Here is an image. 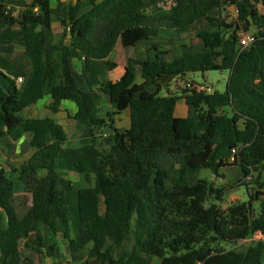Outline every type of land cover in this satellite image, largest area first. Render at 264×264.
<instances>
[{
  "label": "trees",
  "instance_id": "16d2710c",
  "mask_svg": "<svg viewBox=\"0 0 264 264\" xmlns=\"http://www.w3.org/2000/svg\"><path fill=\"white\" fill-rule=\"evenodd\" d=\"M4 1L0 21L10 29L0 28V41L22 49L15 55L13 44L0 46V140L21 128L32 153L19 167L0 162V264H263L264 241L236 246L264 235V12L257 9L264 0H174L169 11L151 15L145 12L165 0H56L54 7L32 0L16 14ZM228 6L237 9L232 21ZM52 17L67 41L53 43ZM240 33L254 42L239 47ZM183 35L199 40L202 50L165 61L169 49L153 45L144 60L129 57L117 80L108 78L117 68L110 57L117 42L128 49L165 37L185 48ZM209 71L228 72L223 92L180 88L179 80ZM47 96L54 113L63 101L74 103L72 120L88 144L67 147L54 120L21 116ZM180 99L185 118L174 115ZM124 111L129 128L115 129ZM223 150L229 158L219 157ZM58 159L82 183L75 238L67 203L72 183L59 175ZM228 159L245 172L239 183L197 177L208 170L222 178ZM6 168L29 197L15 193ZM235 187L244 188L247 200L222 209Z\"/></svg>",
  "mask_w": 264,
  "mask_h": 264
},
{
  "label": "crops",
  "instance_id": "0c3cea01",
  "mask_svg": "<svg viewBox=\"0 0 264 264\" xmlns=\"http://www.w3.org/2000/svg\"><path fill=\"white\" fill-rule=\"evenodd\" d=\"M31 1L32 0H17V1L5 0L4 4L6 5L7 8H13L15 10L14 13L16 14L18 12H21L27 4L31 3ZM50 1H51V6L54 7L56 4V0H50ZM60 1L66 2L67 0H60ZM174 5H175L174 0H165L164 2L158 3L156 5L155 9L147 10L145 12V14L151 15V14H155V13H160L159 11L165 13V12L169 11L170 8L174 7ZM83 11H85V10H83ZM0 28L10 29L9 23L6 21H0ZM51 28H52V33H53V43L54 44L59 43L61 40H65V41L68 40V36L65 34L63 28L59 25V23L55 17H52V19H51ZM60 36H62V37L59 39ZM64 36H65V38H64ZM198 42H200V41L198 40ZM10 44H13V46L15 47L14 48V52H15L14 54L15 55L21 53L22 44L11 43L8 41H0V46H7ZM120 44H121V42H117L115 49L112 53V56H114L113 54L115 53V50H117L118 46H120L122 48V50L125 52L126 49H124L122 47V45H120ZM141 44L143 45V48L145 49V51H144L145 55L143 56V55L138 54L139 55L138 58L134 57V56H131V57L137 58L139 60H144L146 58L147 51L153 45H156L159 47H165V48L169 49V51H170L169 54L163 57V60L169 61L173 58L179 57L183 52H187V48H188V46H186L185 48H180L174 40H170V39H167L165 37H153V38H150L149 40L141 41V42L137 43L134 47L131 48V50L134 52V50L137 49L139 47V45H141ZM200 44H201V42H200ZM201 46H202V44H201ZM125 57L126 58H122V60L120 62L115 61V59H113V57L111 58L117 64V68L114 70V72L116 71V73H114L115 75L113 76V78L109 77L111 72L108 75V78L112 79V81L117 80L122 75L124 67L126 65V61L129 58L128 56H125ZM72 63H73L74 69L77 72H80L81 62L74 59L72 61ZM134 82L136 84H140L142 82L141 72L139 69L136 71ZM178 84H180V88H182L181 80L178 81ZM171 89H174V88L171 87ZM180 90L178 89V91H180ZM50 103H51V99H50V97L47 96L44 99L40 100L39 102L26 107L22 112L24 114V116H22V117L23 118H33V119L49 118V119L54 120V122H56L57 124L62 126L63 130L65 131V133L67 135V142H66L67 147L76 148V147H80L82 145L88 144L89 138H88L87 134L85 133L84 128L81 125L77 124L74 120H72V116L76 112V107H75L74 103L70 102V101H63L60 105L59 110L55 113L48 109V105ZM101 103L103 104V103H105V101L102 100ZM106 110L107 109H105L103 107L102 114L105 113ZM174 115L177 118H185L187 116V107H186L183 99H180L177 101L176 106H175V110H174ZM117 116H121L120 118H122V116H125L126 120H128V122H129L128 111H124L120 115H117ZM117 116H115V118H114V128L115 129L116 128L119 129L118 127H115V122H116ZM19 129L21 130V132H23V130L21 128H16L10 135L4 136L0 140V147H2V149L0 150V156H2V157L4 156L5 158L10 156V157H15V158L19 159V157L24 155V157H26V158H25V161L22 163H25L32 153V150L29 146L30 136L24 132L21 133ZM121 130H123V129H121ZM125 130H127V129H125ZM15 132H18L17 134L20 137L18 138V140H13V139L10 140V137L13 136ZM79 140H83L84 142L77 145L75 142H77ZM23 151H25V152H23ZM229 156H230L229 152L226 150L225 151L223 150L219 154L220 158L226 159V158H229ZM57 164H59V167H58L59 170H57V171H59L60 173H63L65 175L64 176L65 178L68 175V173H72V172H68L66 170L61 159L57 160ZM225 168H238V167H234L232 165L231 161H229V159H228V164ZM225 168H223V169H225ZM238 169H240V168H238ZM220 173L223 174L222 169L220 170ZM240 173H241L242 178L237 180L235 182V184L239 183L243 179V177L245 176V172L241 169H240ZM74 176H76V175H74ZM220 179L224 181L223 182V183H225L224 185H228V184H229V186L235 185L233 183H231V185H230V183L225 182L226 181L225 176H223L222 178L220 177ZM263 181H264V172H263ZM22 188H24L22 185L18 186V189H22ZM236 189H240V187H235V190ZM235 190L233 189V190L229 191L227 193V195L234 192ZM263 193H264V188H263ZM245 194H246V192H245ZM225 197H224L223 202L221 203L222 209H226L231 203L243 201V199H244V196L239 195V194H237L236 196L228 197V199H225ZM223 203H225V205ZM253 238L254 239L256 238V241L257 240L264 241V235L258 234V235H255ZM253 238L250 240H245V241L239 242L236 247H240L241 244H243L247 241L254 240ZM261 261L264 264V255L262 256Z\"/></svg>",
  "mask_w": 264,
  "mask_h": 264
},
{
  "label": "rangeland",
  "instance_id": "374dc122",
  "mask_svg": "<svg viewBox=\"0 0 264 264\" xmlns=\"http://www.w3.org/2000/svg\"><path fill=\"white\" fill-rule=\"evenodd\" d=\"M232 9H233L232 7L228 6V10L226 12V15L229 17V21H232L236 18V16L232 13ZM257 9L260 13L264 12V7L261 4H259L257 6ZM240 34H242V33H240ZM61 37L62 36H60L59 39ZM64 38H65V36H64ZM181 39L185 43V45L187 44L186 46H188V48H187L188 52L187 53L194 54L198 51H201L202 46H201L200 42H198V40L195 37L189 36V35H183ZM144 51H145V49L143 48L142 44L139 45V47L137 49H135L134 52L131 50V48L126 49L124 52L122 50V48L120 46H118L117 50H115V53L113 54L114 56H112V54H111L110 57L111 58L113 57V59H115V61L120 62L122 60V58H126L125 56H128V57L134 56L137 58L139 57L138 54L144 56L145 55ZM114 73H116V71L111 72L109 77L113 78V76L115 75ZM228 75L229 74L227 71H209V72H206L204 74L196 73V74L191 76V80L194 82H197V83L208 85V86L212 87L217 92H223L225 90V86L227 84ZM177 92H178V95H181L182 91L177 90ZM21 116H24V114L21 113ZM120 117L121 116L116 117L115 127H118L119 129H123V130L128 129L129 128L128 120H126L125 116H122V118H120ZM20 132H21V130H20ZM17 133L18 132H15L14 135L10 137V140L11 139L18 140V138L20 136ZM21 133H23V132H21ZM83 142H84L83 140H79L75 143L78 145V144H81ZM1 149H2V147H0V150ZM23 152H25V151H23ZM25 158L26 157H24V155L19 157V159L15 158V157H10V156H8L7 158H5L4 156L3 157L0 156V162L4 163V161L7 160V161H10V163L13 166L19 167L21 164H23L22 162L25 161ZM58 167H59V164H57V170H59ZM222 173L225 176V179H226L225 182L230 183V185H231V183L235 184V182L237 180L242 178L241 173H240V169H238V168H225V169H222ZM6 174L12 180V182L15 186V193L16 194L28 196V197L30 196L29 194H27V192L24 188L18 189V186L19 185L23 186V184L21 182H19V180L17 179V176L12 174L8 168H6ZM59 175L63 176V178H65L64 177L65 175L63 173L59 172ZM74 175H76V176H74ZM197 177L199 179H204V178L212 179L213 181L216 182L217 185H220V186L225 184V183H223L224 182L223 180H221L220 178H216V176L210 174V172L208 170H200L197 173ZM65 179L69 180L72 183V188H73L72 191L67 193V203H68V208H69V221H70L71 237L75 238L79 233V224H78L77 206H76V188L80 187L82 185V183H81V180L79 178V175L75 174V173H68V175L66 176ZM233 189L235 190V188H233ZM233 189H231V190H233ZM231 190H229V191H231ZM237 194L244 196L243 201H239V202H245L247 200V196L245 194L244 188L236 189L234 192L228 194L225 197V199H228V197H231V196H236ZM223 204L225 205V203H223ZM254 241H256V238L254 240L247 241V242L241 244V246L237 247L236 249L242 250V249L246 248L247 246L251 245ZM59 245L61 248L62 255L65 257L63 259V262L65 263L66 261H69V257L67 254V247L63 242L59 243ZM114 254L115 253H113V255ZM56 263L57 262L55 260H52V259H44V261H43V264H56ZM153 264H159L158 260H154Z\"/></svg>",
  "mask_w": 264,
  "mask_h": 264
},
{
  "label": "built area",
  "instance_id": "2783aa9c",
  "mask_svg": "<svg viewBox=\"0 0 264 264\" xmlns=\"http://www.w3.org/2000/svg\"><path fill=\"white\" fill-rule=\"evenodd\" d=\"M232 13L236 16L237 9L232 7ZM254 42V37L251 34H240L239 35V47H248L251 43ZM22 78L16 79V85L19 86L22 83ZM182 89L195 90L197 92H202L206 94H211L214 92V89L208 85L194 82L192 80L182 83Z\"/></svg>",
  "mask_w": 264,
  "mask_h": 264
},
{
  "label": "water",
  "instance_id": "95a60500",
  "mask_svg": "<svg viewBox=\"0 0 264 264\" xmlns=\"http://www.w3.org/2000/svg\"><path fill=\"white\" fill-rule=\"evenodd\" d=\"M181 82H182V80H181ZM172 88H174V86H172ZM164 96H166V95H164ZM114 131H115L114 128H105V129H103V133H105V134H113ZM0 168H1V166H0Z\"/></svg>",
  "mask_w": 264,
  "mask_h": 264
}]
</instances>
